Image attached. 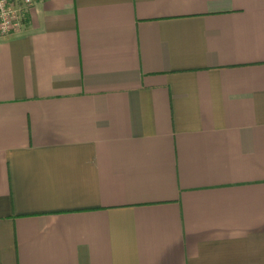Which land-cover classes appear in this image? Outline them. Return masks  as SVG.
Here are the masks:
<instances>
[{"label": "crops", "instance_id": "crops-1", "mask_svg": "<svg viewBox=\"0 0 264 264\" xmlns=\"http://www.w3.org/2000/svg\"><path fill=\"white\" fill-rule=\"evenodd\" d=\"M0 264H264V0H34L0 37Z\"/></svg>", "mask_w": 264, "mask_h": 264}, {"label": "built area", "instance_id": "built-area-1", "mask_svg": "<svg viewBox=\"0 0 264 264\" xmlns=\"http://www.w3.org/2000/svg\"><path fill=\"white\" fill-rule=\"evenodd\" d=\"M34 0H0V37L20 32Z\"/></svg>", "mask_w": 264, "mask_h": 264}]
</instances>
